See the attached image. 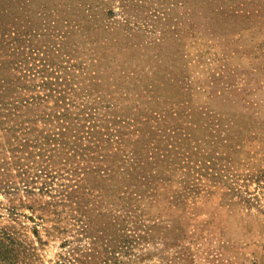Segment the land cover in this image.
I'll return each mask as SVG.
<instances>
[{"label":"rangeland","instance_id":"374dc122","mask_svg":"<svg viewBox=\"0 0 264 264\" xmlns=\"http://www.w3.org/2000/svg\"><path fill=\"white\" fill-rule=\"evenodd\" d=\"M0 264H264V0H0Z\"/></svg>","mask_w":264,"mask_h":264}]
</instances>
